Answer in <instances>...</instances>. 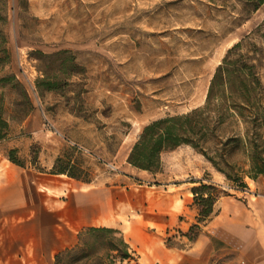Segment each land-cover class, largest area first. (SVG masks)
I'll use <instances>...</instances> for the list:
<instances>
[{
    "label": "rangeland",
    "instance_id": "obj_1",
    "mask_svg": "<svg viewBox=\"0 0 264 264\" xmlns=\"http://www.w3.org/2000/svg\"><path fill=\"white\" fill-rule=\"evenodd\" d=\"M251 7L248 0H0V45L11 50L0 76L16 72L35 103L26 118L11 119L0 141V181L13 151L24 172L109 189L117 199L102 225L119 228L137 252L120 264L174 263L168 248L183 253L191 245L215 199L255 188L264 174L245 173L247 186H238L188 144L164 150L157 171L128 156L145 124L204 103L236 41L251 34L264 47V24L251 33L264 22V3ZM63 49L44 59L31 54ZM45 75L57 78L56 89H38ZM17 96L7 94L9 112ZM209 195L213 202L202 199ZM156 211L173 213L171 223L156 221Z\"/></svg>",
    "mask_w": 264,
    "mask_h": 264
},
{
    "label": "trees",
    "instance_id": "obj_2",
    "mask_svg": "<svg viewBox=\"0 0 264 264\" xmlns=\"http://www.w3.org/2000/svg\"><path fill=\"white\" fill-rule=\"evenodd\" d=\"M248 1L252 10L264 3V0ZM263 24L251 33L258 32ZM251 36L246 34L229 47L211 78L204 103L144 125L128 156L130 163L157 171L161 168L164 150L188 144L238 186H247L245 173L255 179L264 174V77L261 72L264 47L252 41ZM68 52V49L50 53L33 50L31 54L44 59ZM69 58L76 66L74 58ZM10 60L11 50L0 45V63ZM57 81L48 75L38 77L37 87L41 91L56 89ZM11 91L18 96L14 99L16 107L9 112L6 96ZM34 107L30 92L16 72L0 76V141L10 134L11 119L26 118ZM12 153L10 159L22 164ZM57 170L67 171L64 167ZM212 198V195L202 196L208 202H213ZM212 209L210 204L201 214L210 215ZM136 253L119 228L93 224L79 231L74 244L56 252L54 264H120L136 259Z\"/></svg>",
    "mask_w": 264,
    "mask_h": 264
},
{
    "label": "crops",
    "instance_id": "obj_3",
    "mask_svg": "<svg viewBox=\"0 0 264 264\" xmlns=\"http://www.w3.org/2000/svg\"><path fill=\"white\" fill-rule=\"evenodd\" d=\"M10 165L0 181V264H54L56 252L74 244L83 227L111 217L117 198L109 189ZM254 181L255 188L219 196L191 245L183 253L168 248L175 255L170 264H264V175ZM156 214L159 223L173 219Z\"/></svg>",
    "mask_w": 264,
    "mask_h": 264
}]
</instances>
